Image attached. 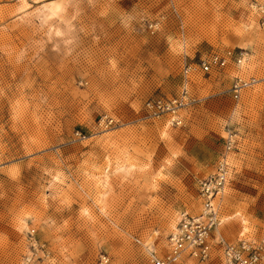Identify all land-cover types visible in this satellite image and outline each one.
I'll list each match as a JSON object with an SVG mask.
<instances>
[{"label": "rangeland", "instance_id": "1", "mask_svg": "<svg viewBox=\"0 0 264 264\" xmlns=\"http://www.w3.org/2000/svg\"><path fill=\"white\" fill-rule=\"evenodd\" d=\"M227 48L256 80L237 102L228 66L190 78L182 126L145 116L179 95L183 64ZM227 130L212 250L184 264L264 243V0H0V264H149L199 213ZM29 229L40 249L24 263Z\"/></svg>", "mask_w": 264, "mask_h": 264}, {"label": "built area", "instance_id": "2", "mask_svg": "<svg viewBox=\"0 0 264 264\" xmlns=\"http://www.w3.org/2000/svg\"><path fill=\"white\" fill-rule=\"evenodd\" d=\"M246 52L241 49H223L210 52L199 58L195 63L183 64L180 70L181 89L174 97L151 98L143 102V110L147 118L163 117L168 123L182 126L183 120L179 110L188 105L191 100L187 96V84L196 74L208 75L213 71L233 67V75L229 82V96L237 102L241 93L255 84L256 80L249 76L244 78L239 72V66L246 59ZM111 119L103 118L104 125L111 123ZM114 123V122H113ZM235 134L227 130L222 141L221 149L216 158L213 172L202 177L197 182L198 196L201 199V209L197 215L181 212L176 222V229L169 233L167 251L156 256L153 250H146L149 264H184L187 259L204 261L209 258L212 244L209 242L210 231L218 221V207L214 202L228 180V164L226 152L232 147ZM25 242L29 247V254H24L22 260L27 263L35 255L38 246L32 229L25 232ZM219 251L222 264H262L264 257V243L254 244L246 240L236 243H221ZM98 264H106L108 258L99 254Z\"/></svg>", "mask_w": 264, "mask_h": 264}, {"label": "bare ground", "instance_id": "3", "mask_svg": "<svg viewBox=\"0 0 264 264\" xmlns=\"http://www.w3.org/2000/svg\"><path fill=\"white\" fill-rule=\"evenodd\" d=\"M46 7V6H45ZM46 9H47V13H46V16H48V17H51V16H53V15H56L58 12H59V10H60V7H59V5L58 4H50V5H48V7H46ZM44 12V11H43ZM245 60V59H244ZM243 60V61H244ZM243 61H242V63H243ZM242 63H240L241 65H242ZM241 65L239 66V70H240V67H241ZM181 113H182V111H181ZM160 120V119H159ZM166 121V126H168V124H170V123H168V120H165ZM172 125V124H171ZM230 174V173H229ZM229 178V177H228ZM224 187V186H223ZM223 189V188H222ZM223 193V192H222ZM217 199V198H216ZM220 199V198H219ZM217 201V200H216ZM221 201V200H220ZM214 202H215V199H214ZM219 203V202H218ZM188 214V213H187ZM179 217V216H178ZM242 217V216H241ZM241 221L244 223L245 221H244V218H242L241 219ZM175 229H176V226H175ZM175 229H173L171 232H173ZM147 250H153L152 249V247H148L147 248Z\"/></svg>", "mask_w": 264, "mask_h": 264}]
</instances>
